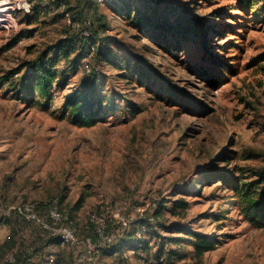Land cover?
<instances>
[{
	"label": "rangeland",
	"instance_id": "374dc122",
	"mask_svg": "<svg viewBox=\"0 0 264 264\" xmlns=\"http://www.w3.org/2000/svg\"><path fill=\"white\" fill-rule=\"evenodd\" d=\"M30 1L17 29H0V205L60 199L83 239L101 225L118 229L119 210L129 225L101 249L99 264L161 256L167 264H264V227L236 197V187L248 183L264 201V0H162L214 27L208 46L218 63L204 58L197 41L171 36L174 51L161 49L122 19L120 0ZM151 1L131 0L150 10L162 3ZM83 17L92 23L81 50L87 55L62 56L52 94L42 97L26 63L60 41L80 47L85 37L73 24ZM104 43L114 56L152 64L185 98L100 61L96 49ZM95 75L103 111L95 125L81 126L64 103ZM80 197L82 207L73 210ZM178 199L188 207L175 209ZM3 223H14L7 241L14 248L23 226L0 214ZM191 233L213 246L197 254ZM116 245L120 251L106 253Z\"/></svg>",
	"mask_w": 264,
	"mask_h": 264
},
{
	"label": "trees",
	"instance_id": "16d2710c",
	"mask_svg": "<svg viewBox=\"0 0 264 264\" xmlns=\"http://www.w3.org/2000/svg\"><path fill=\"white\" fill-rule=\"evenodd\" d=\"M120 1L121 5H116V11L120 12L122 19L128 20L127 22L130 23V25L149 34V37L152 39L154 44L159 46L161 49L170 53L174 51V48L170 43L171 39L169 37L171 36H176L177 40L180 42L197 41L204 47V58L218 63V57L210 51V47L208 46L210 39L209 33L211 28L214 27L206 23L204 20L192 18L187 15L185 9L168 5L165 1L162 2V0H160L162 3L157 4V0H152L151 3L153 5L156 4L152 10L142 7L135 8L131 0ZM88 39L95 40L94 37H89ZM84 41L86 42V38L80 43V47H78L77 43L73 44L70 41H60L56 45H53V47L49 50H44L35 59L26 63V65L32 67L33 69L30 75L34 84L32 85V89L35 93H38L45 98L51 96L53 86L55 85L57 79V72L54 69L55 66L62 56L68 58L75 52V50H78V53L80 54L78 56L82 55V57H85L87 55L86 51H81L86 47ZM51 51H54V54L52 57H49V52ZM113 52V48L109 47L107 43H104L96 49V57H98V59L103 63H110L116 68H127L132 70L141 82H145L149 80V78H154L157 85H160V89L157 91L158 93L165 92V95H168L174 100L185 98L183 89H181L176 83L167 79L163 73L157 70L152 64H149L138 57L130 60L126 57L114 56ZM78 60L79 59H76V61ZM133 61H135L134 64H132ZM204 70H206V68H204ZM96 78L97 76L95 75L90 79L91 82L84 81V89L78 88L66 97L63 107L64 111L68 114V117L78 125L92 126L95 125L101 118L100 113L103 111V101L96 92ZM260 175V178L264 180V172H261ZM251 193L252 189L248 183H242L240 187H236V197L238 198V203L243 204L248 214H257L258 217L255 218L253 223L257 226L264 227V201L259 202L256 196H254V194L251 195ZM84 200V197H80L72 209H80ZM61 202L62 201L59 199L60 205ZM187 207L188 203L183 199H178L175 204V209H185ZM69 215L74 218L71 213H69ZM14 220L19 223L18 220ZM191 234H195L197 254L202 255L206 250L213 246L212 241L207 236L197 233ZM51 240L54 241L55 239ZM55 242L58 241L55 240ZM140 244L142 245L144 242H140ZM105 248L106 247H103L102 250H105ZM71 251L73 255V250ZM118 251H120V247L117 245L109 251L106 249V253L108 254H115ZM14 264L32 263L29 262V257L26 253L18 251L17 260ZM57 264L66 263L65 260L62 261L60 259L57 261Z\"/></svg>",
	"mask_w": 264,
	"mask_h": 264
},
{
	"label": "built area",
	"instance_id": "2783aa9c",
	"mask_svg": "<svg viewBox=\"0 0 264 264\" xmlns=\"http://www.w3.org/2000/svg\"><path fill=\"white\" fill-rule=\"evenodd\" d=\"M32 3L30 0H0V29L12 30L18 28V13H29ZM75 22V21H74ZM73 28L81 31L85 38L92 29L91 20L87 17L81 18L73 24ZM0 214L4 218H13L19 221L20 225L30 223L44 232L49 239H55L61 245L70 247L73 250L75 264H99L100 251L107 244H115L119 237V230L128 227L127 219L118 210L114 217L118 219L120 227L109 231L105 225H101L94 231V238H82L76 228L74 218L65 212L58 199L48 202L25 201L10 206L0 205ZM95 216V215H94ZM140 232L147 230L142 225ZM143 231V232H142ZM17 260L15 250L7 253L3 264H14ZM168 260V259H167ZM164 256L156 258H143V264H167ZM56 257L53 254L48 256L47 264H55Z\"/></svg>",
	"mask_w": 264,
	"mask_h": 264
},
{
	"label": "crops",
	"instance_id": "0c3cea01",
	"mask_svg": "<svg viewBox=\"0 0 264 264\" xmlns=\"http://www.w3.org/2000/svg\"><path fill=\"white\" fill-rule=\"evenodd\" d=\"M16 223L17 222L15 221V224ZM13 224L14 223H3L0 225V264H3V259L7 253L13 250L26 253L29 257V262L32 264H47L48 256L50 254L55 255V264H57V261L60 259L63 261L65 258L68 259V264H74V255H72V249L70 247L63 246L60 242H55V240L53 241L49 239L44 232L30 223H25L24 225L19 224L20 226H23L21 233L24 235H22L23 238L20 237V241L17 245L14 248H11L9 244L7 245V241L12 237L9 225ZM65 249H67V257L64 258L61 251H64Z\"/></svg>",
	"mask_w": 264,
	"mask_h": 264
},
{
	"label": "bare ground",
	"instance_id": "6f19581e",
	"mask_svg": "<svg viewBox=\"0 0 264 264\" xmlns=\"http://www.w3.org/2000/svg\"><path fill=\"white\" fill-rule=\"evenodd\" d=\"M72 18V17H71ZM73 20V19H72Z\"/></svg>",
	"mask_w": 264,
	"mask_h": 264
}]
</instances>
